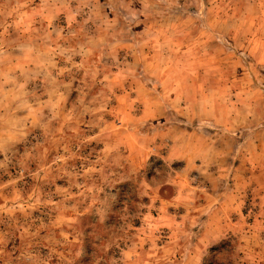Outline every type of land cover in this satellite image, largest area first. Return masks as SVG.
Wrapping results in <instances>:
<instances>
[{
  "label": "rangeland",
  "instance_id": "rangeland-1",
  "mask_svg": "<svg viewBox=\"0 0 264 264\" xmlns=\"http://www.w3.org/2000/svg\"><path fill=\"white\" fill-rule=\"evenodd\" d=\"M0 264H264V0H0Z\"/></svg>",
  "mask_w": 264,
  "mask_h": 264
},
{
  "label": "trees",
  "instance_id": "trees-1",
  "mask_svg": "<svg viewBox=\"0 0 264 264\" xmlns=\"http://www.w3.org/2000/svg\"><path fill=\"white\" fill-rule=\"evenodd\" d=\"M225 242V241H224Z\"/></svg>",
  "mask_w": 264,
  "mask_h": 264
}]
</instances>
